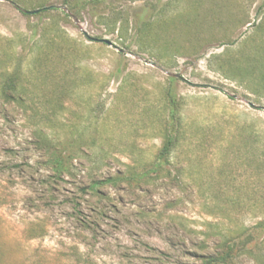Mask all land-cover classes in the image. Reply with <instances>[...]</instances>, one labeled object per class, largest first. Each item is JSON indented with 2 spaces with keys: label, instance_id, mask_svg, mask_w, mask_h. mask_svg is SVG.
<instances>
[{
  "label": "rangeland",
  "instance_id": "rangeland-1",
  "mask_svg": "<svg viewBox=\"0 0 264 264\" xmlns=\"http://www.w3.org/2000/svg\"><path fill=\"white\" fill-rule=\"evenodd\" d=\"M248 103L264 0H0V264H264Z\"/></svg>",
  "mask_w": 264,
  "mask_h": 264
},
{
  "label": "water",
  "instance_id": "water-1",
  "mask_svg": "<svg viewBox=\"0 0 264 264\" xmlns=\"http://www.w3.org/2000/svg\"><path fill=\"white\" fill-rule=\"evenodd\" d=\"M49 8L59 9V10L65 11V12H67V14H69L68 11H67V9H66V7H64V6H50ZM37 12H38V10H35V11H26L25 13L34 14V13H37ZM71 18L74 20L75 23H78V20L74 16L71 15ZM84 36L86 38H88L89 40H92V38L89 37L86 33H84ZM95 41L100 42V43H105V44H107L109 46H112V43L110 41L106 40V39H100V40H95ZM118 51L119 52H124L122 49H118ZM144 62L146 64H148V65H151L153 67H156V65L154 63H152V62H148V61H144ZM165 74L167 76L174 77V78H177V79H180L181 78L180 74H172L170 72H165ZM248 105L251 106L252 108H255V109L259 108V109L264 110V108L255 106V105H253L251 103H248Z\"/></svg>",
  "mask_w": 264,
  "mask_h": 264
},
{
  "label": "trees",
  "instance_id": "trees-1",
  "mask_svg": "<svg viewBox=\"0 0 264 264\" xmlns=\"http://www.w3.org/2000/svg\"><path fill=\"white\" fill-rule=\"evenodd\" d=\"M44 10V9H43ZM41 10H39L38 12H40ZM27 14V13H26ZM169 150V144L166 145L162 151H161V154L162 155H165L167 153V151ZM223 260L222 259H219V258H214V257H208V258H205L203 261H202V264H217L219 262H222Z\"/></svg>",
  "mask_w": 264,
  "mask_h": 264
}]
</instances>
